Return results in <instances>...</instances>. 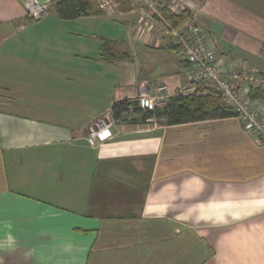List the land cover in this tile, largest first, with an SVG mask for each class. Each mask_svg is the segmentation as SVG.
Returning a JSON list of instances; mask_svg holds the SVG:
<instances>
[{
  "label": "crops",
  "instance_id": "1",
  "mask_svg": "<svg viewBox=\"0 0 264 264\" xmlns=\"http://www.w3.org/2000/svg\"><path fill=\"white\" fill-rule=\"evenodd\" d=\"M38 1L33 20L0 0V264H264V144L230 117L92 146L141 85L190 89L188 64L131 4L63 20ZM178 1L226 63L264 75V0Z\"/></svg>",
  "mask_w": 264,
  "mask_h": 264
},
{
  "label": "built area",
  "instance_id": "2",
  "mask_svg": "<svg viewBox=\"0 0 264 264\" xmlns=\"http://www.w3.org/2000/svg\"><path fill=\"white\" fill-rule=\"evenodd\" d=\"M28 16L39 20L48 15L51 4H43L38 0H23ZM146 18L145 24L156 28L162 36L168 37L176 47L177 56L188 64L185 73L190 89L174 95L196 96L215 95L221 103L230 109L237 117L243 129L255 141L264 144V75L250 70L248 67L236 63H226L218 52L214 38L206 29L197 23L192 16L178 27L173 26L165 17L167 10L175 15H182L187 8L178 0H129ZM100 9L106 15H113L117 5L113 1H102ZM211 89V94L206 89ZM167 87L156 89L148 84L140 87L136 100L141 112L155 111L168 104L171 97L166 93ZM156 118L143 122H156ZM137 121L131 108L121 114L119 119L109 112L87 128V140L92 146H99L115 137V131L122 125Z\"/></svg>",
  "mask_w": 264,
  "mask_h": 264
},
{
  "label": "trees",
  "instance_id": "3",
  "mask_svg": "<svg viewBox=\"0 0 264 264\" xmlns=\"http://www.w3.org/2000/svg\"><path fill=\"white\" fill-rule=\"evenodd\" d=\"M121 3V0L117 1ZM54 7L63 20H75L81 17L102 15L97 0H56ZM166 19L175 27L190 19L191 13L185 11L182 15H175L164 11ZM174 49L175 46L172 45ZM134 110L137 121L156 118L164 120L167 125H181L205 120H215L235 117V114L222 103L207 96L178 95L170 99L167 105L155 111L141 112L135 101H121L114 103L112 112L116 119L130 109Z\"/></svg>",
  "mask_w": 264,
  "mask_h": 264
},
{
  "label": "rangeland",
  "instance_id": "4",
  "mask_svg": "<svg viewBox=\"0 0 264 264\" xmlns=\"http://www.w3.org/2000/svg\"><path fill=\"white\" fill-rule=\"evenodd\" d=\"M102 1H113L116 5L120 4L122 7L126 6L127 4H130L129 0H121V3L120 2L118 3L117 2L118 0H97L98 3L102 2ZM206 90L209 91L211 94H214V92L211 89L208 88ZM191 96H196V95H191ZM207 97H209L211 99H215L221 103L220 99L217 98L215 95H207Z\"/></svg>",
  "mask_w": 264,
  "mask_h": 264
},
{
  "label": "clouds",
  "instance_id": "5",
  "mask_svg": "<svg viewBox=\"0 0 264 264\" xmlns=\"http://www.w3.org/2000/svg\"><path fill=\"white\" fill-rule=\"evenodd\" d=\"M8 241L13 242V237L11 235L8 236Z\"/></svg>",
  "mask_w": 264,
  "mask_h": 264
}]
</instances>
